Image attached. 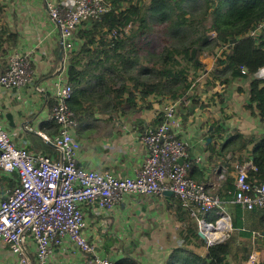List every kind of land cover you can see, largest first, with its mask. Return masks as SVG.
I'll return each instance as SVG.
<instances>
[{
    "label": "crops",
    "instance_id": "1",
    "mask_svg": "<svg viewBox=\"0 0 264 264\" xmlns=\"http://www.w3.org/2000/svg\"><path fill=\"white\" fill-rule=\"evenodd\" d=\"M0 5L7 8L1 14L0 25L7 28L10 34L18 35V43L15 46L6 45L7 53L0 56V76L9 68L10 56L15 51L29 55L34 70V79L28 87L21 90L0 87V118L15 144L25 147L34 156L44 155L61 161L57 148L44 140L42 133L51 139L57 135L58 125L49 118L55 103V84L59 79L68 81L69 57L71 52L78 53L83 41L77 34L73 39V50L64 47L62 37L50 19L45 0H0ZM6 36L9 35L4 38ZM97 39L96 45L100 37ZM105 39L110 41L111 34H106ZM225 49H217L215 55L202 57L205 69L198 73L185 99L174 101L154 96L149 99L151 108L144 111L132 113L125 107L118 110L108 108L102 113L96 107L89 114H84L74 131V138L81 144L78 166L118 178L135 176L148 154L141 140L142 135L148 128L161 124L167 118L168 109L172 108L173 118L165 123L169 125V134L186 145L188 156L185 161L191 162L188 176L222 201L221 209L212 210L215 221L227 216L232 224L227 205L237 204V166L248 168L249 176L253 169L250 161L253 159L254 143L247 150L238 152L240 143L232 144L230 141L236 134L245 140L251 137L260 139L264 136V124L247 110L250 79L234 77L224 67L216 69L217 60L224 59ZM51 72H54L52 77ZM255 78L264 79V67ZM37 88L44 89L46 93L38 92ZM36 135L50 143L53 149L35 147ZM228 181L235 188L225 193L223 190H228ZM15 182L19 184L17 173L0 172V203L16 188ZM177 207L176 197L166 196L165 193L152 197L129 194L107 212L97 207H86L83 210L85 235L94 245L97 255L108 258L113 264H129L131 259L142 264H166L172 251L180 245ZM242 209L247 213L251 211ZM255 209V217L246 221L247 226L257 232L253 237L250 259L242 261V254L236 252L239 245L246 241L239 238L228 264H255L263 259L264 252L257 248L260 245L257 236H264V229L257 215L264 210ZM209 212H192L196 230L197 221L211 222ZM216 234L223 237L222 232ZM195 252L204 256L207 249L200 247ZM27 253L36 264L33 243L27 245ZM91 259L67 241L61 247H54L49 264H93ZM0 264H17V258L1 242Z\"/></svg>",
    "mask_w": 264,
    "mask_h": 264
},
{
    "label": "trees",
    "instance_id": "2",
    "mask_svg": "<svg viewBox=\"0 0 264 264\" xmlns=\"http://www.w3.org/2000/svg\"><path fill=\"white\" fill-rule=\"evenodd\" d=\"M105 3L108 11L96 20L84 22L75 33L74 38L78 34L83 46L69 57L67 77L73 87L69 104L77 123L96 107L102 113L108 108L125 107L135 113L150 109L149 99L154 96L174 101L185 99L198 73L205 69L202 57L226 48L224 59L217 60L216 69L224 67L234 77L250 79L247 110L264 124V79L255 78L264 67V33L254 38L248 36L264 19V0H105ZM6 9L0 5V24L1 14ZM106 34H111L110 41L105 39ZM5 35L9 36L4 38ZM98 37L102 47L96 45ZM17 43L18 35L10 34L0 25V56L7 53L6 45ZM63 44L65 47V42ZM24 55L28 56L33 69L30 56ZM243 67L247 69L245 74ZM54 72L50 73L51 77ZM167 119L153 128L167 124ZM240 136L236 134L230 143H240L238 152L254 143L250 161L253 169L248 181L252 186L260 185L264 183V136L246 140ZM34 138L35 147L53 149L37 135ZM187 163L189 173L191 162ZM228 184V190H223L225 193L235 188L231 181ZM176 199L180 245L172 251L166 264H228L239 238L246 241L236 252L242 254V261L250 259L257 232L254 233L246 221L255 217L257 209L247 213L239 204H228L233 232L224 241L208 245L193 223L194 210L184 209L182 202ZM257 217L264 229V211L258 212ZM258 235L260 241L255 243L260 244L257 248L264 252V236ZM200 247L207 249L204 256L195 252ZM129 264L142 263L131 259ZM255 264H264V254Z\"/></svg>",
    "mask_w": 264,
    "mask_h": 264
},
{
    "label": "built area",
    "instance_id": "3",
    "mask_svg": "<svg viewBox=\"0 0 264 264\" xmlns=\"http://www.w3.org/2000/svg\"><path fill=\"white\" fill-rule=\"evenodd\" d=\"M47 11L60 33L65 48H73V39L79 27L96 20L108 11L105 0H45ZM264 33V19L248 36ZM242 73L247 72L241 68ZM34 79V70L28 56L15 51L11 54L9 68L0 76V87L21 90ZM38 92L46 93L42 88ZM54 105L50 120L58 125L54 139L42 133L61 156V161L38 155L15 144L0 118V172L17 173L19 184L0 203V242L17 258V264H34L28 256L27 245L36 249V264H49L54 247L69 241L88 256L93 264H113L97 255L94 245L85 235L86 207L112 210L126 195L152 197L171 191L184 209L205 213L222 208L218 196L206 191L203 184L188 176L189 165L186 145L169 134V125L148 128L142 143L148 150L144 165L132 177L118 178L109 173L83 169L78 166L81 144L74 138L78 126L69 101L73 87L67 80L55 84ZM173 118V109L166 113ZM1 116V111H0ZM238 177L235 202L246 210L256 207L264 210V183L253 185L248 181V168L237 166ZM200 233L208 245L225 240L232 230L231 218L223 216L215 224L197 221ZM222 232V238H212V233Z\"/></svg>",
    "mask_w": 264,
    "mask_h": 264
},
{
    "label": "rangeland",
    "instance_id": "4",
    "mask_svg": "<svg viewBox=\"0 0 264 264\" xmlns=\"http://www.w3.org/2000/svg\"><path fill=\"white\" fill-rule=\"evenodd\" d=\"M215 212L214 211H212V212H209V214H208V218H209V220L211 221H209L210 223H213V224H215L217 221H215V219L212 217L213 216V214H214ZM231 232H232V230H231ZM231 232H230V234H231ZM223 240H221V241H218V242H215L214 244H216V243H219V242H222ZM213 245V244H212Z\"/></svg>",
    "mask_w": 264,
    "mask_h": 264
},
{
    "label": "water",
    "instance_id": "5",
    "mask_svg": "<svg viewBox=\"0 0 264 264\" xmlns=\"http://www.w3.org/2000/svg\"><path fill=\"white\" fill-rule=\"evenodd\" d=\"M164 193L166 196L167 195H173V193L171 191H165ZM199 236L203 239H206V236L203 233H199Z\"/></svg>",
    "mask_w": 264,
    "mask_h": 264
},
{
    "label": "bare ground",
    "instance_id": "6",
    "mask_svg": "<svg viewBox=\"0 0 264 264\" xmlns=\"http://www.w3.org/2000/svg\"><path fill=\"white\" fill-rule=\"evenodd\" d=\"M211 236H212V238H215V239H217V238H221V237H219V236H220L219 234H216V235H215V233H212Z\"/></svg>",
    "mask_w": 264,
    "mask_h": 264
},
{
    "label": "clouds",
    "instance_id": "7",
    "mask_svg": "<svg viewBox=\"0 0 264 264\" xmlns=\"http://www.w3.org/2000/svg\"><path fill=\"white\" fill-rule=\"evenodd\" d=\"M197 231L200 233L199 229ZM205 241H206V239H205Z\"/></svg>",
    "mask_w": 264,
    "mask_h": 264
}]
</instances>
